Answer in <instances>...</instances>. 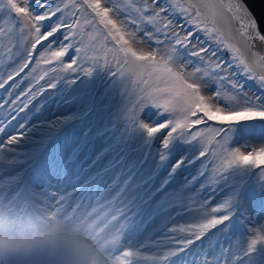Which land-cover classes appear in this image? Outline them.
<instances>
[{"label": "snow or ice", "instance_id": "1", "mask_svg": "<svg viewBox=\"0 0 264 264\" xmlns=\"http://www.w3.org/2000/svg\"><path fill=\"white\" fill-rule=\"evenodd\" d=\"M104 4L107 6L101 0H0V62L20 58L10 71L0 68L7 76L0 77V89L13 82L9 96L0 97V125L6 122L13 128L18 126L19 132L8 143L23 138L20 117L60 79L45 81L47 87L37 83L34 88L29 84L16 94L23 83L34 79L32 73L26 77L22 74L36 59L38 48L42 50L37 66L41 62L47 64L49 59L58 61L74 50L75 58L66 65L73 73H90L91 68H82V64L91 61L101 65L103 53V65L116 61L115 75L122 77L127 73L137 78L138 91L130 100L132 107L126 110L130 123L148 138H160L157 159L167 162L169 175L188 174L183 190L169 191L165 183L155 195L164 197L168 205H183V213L191 212L196 219L179 228L165 226L143 242L133 239L137 244L133 250L131 246L124 247L122 241L133 238L127 232L130 208L134 200L142 202L141 194L123 185L103 190L88 203L115 211L122 222L123 235L113 250L111 264H136L138 260L153 264H239L241 255L252 253L259 242H264V223L256 222L254 210L228 187L227 180L232 170L251 167L264 188V143L237 142L240 122L264 121V97L248 96L239 79L245 76L255 80L260 86L258 92L264 91V33L242 0H229L228 4L223 0H104ZM178 17L183 18L180 26L186 35L175 30ZM209 21L212 27L207 26ZM221 22L228 26L234 43L223 38L218 27ZM185 26L193 30L188 31ZM89 28L91 32L86 31ZM198 32L204 34L205 40H212L217 51L221 46L229 50L231 59L225 61L217 51L201 46L203 41L198 37L193 44L192 38ZM110 42H114L111 47ZM21 43V51H14ZM145 43L154 47L150 51L134 50V45ZM109 53L111 60L107 58ZM232 68L237 70L232 72ZM237 113L247 115L232 120L218 118ZM195 126L202 127L193 130ZM5 132L6 127L0 126V133ZM209 144H214L211 159ZM245 148L249 149L247 153L242 150ZM196 185L197 195L208 193L202 203L189 194ZM38 197L12 196L22 203L36 202ZM47 197L60 203L77 202L66 193L52 192ZM3 198L0 195V200ZM212 201H216L215 207L210 212L203 211ZM194 203H201V208L193 209ZM241 221L252 237L244 249L234 242L225 243L229 230ZM122 247V255H116ZM153 250L155 255L142 256V251Z\"/></svg>", "mask_w": 264, "mask_h": 264}, {"label": "rangeland", "instance_id": "2", "mask_svg": "<svg viewBox=\"0 0 264 264\" xmlns=\"http://www.w3.org/2000/svg\"><path fill=\"white\" fill-rule=\"evenodd\" d=\"M101 4L107 6L104 0H101ZM21 6L24 5L21 3ZM182 22L183 18L178 17L175 30L183 36L187 32L181 28ZM207 26L213 25L208 22ZM100 27L103 28L102 25ZM185 28L193 30L188 26ZM86 31L91 32V29ZM197 37L203 41L201 46L217 51L216 44L210 39L205 40L202 32L192 38L193 44L197 42ZM112 43H109V47ZM22 47L23 43L13 50L19 52ZM133 47L134 50L142 48L150 51L154 45L145 43ZM41 50L38 48L36 59L22 74L26 77L32 73L34 79L23 83L16 94L19 95L29 84L34 88L37 83L47 87L45 81H55L57 77L60 79L20 117L24 125L20 129L23 132L21 140L9 144L12 135H19L18 126L13 128L6 122L0 125L6 127V132L0 133V145H3L0 148V195L4 196L0 200V224L8 229L0 230V235L17 241L30 237L34 232L46 231L47 237L42 244L33 247L19 246L0 251V264H111L113 250L123 235L122 222L115 211L88 201L103 190L117 185L140 193L142 199V202L134 200L130 208L127 232L133 238L122 241L124 247L131 246L136 250L137 244L133 243V239L143 242L149 235L158 234L165 226L179 228L195 223L191 212L183 213V205H168L164 197L155 195L165 183L169 191L183 190L187 187L185 176L188 174L181 172L175 177L169 175L167 162L157 159L160 138H148L128 120L126 110L132 107L130 100L138 91L137 78L127 73L122 77L115 75L116 61L112 60V68L103 65V53H100L101 65H93L91 61L82 64V68H91L90 73H83L82 70L73 73L66 69V65L75 58L74 50L58 61L49 59L47 64L41 62L37 66ZM217 55L225 61L231 59L230 51L223 46ZM107 58L111 60V53ZM19 63L20 58L14 62H0V68L10 71ZM236 70L231 69L232 72ZM0 77L7 79L4 72H0ZM20 79L16 77V81ZM239 79L243 81V91L248 96L259 94L264 97V91L258 92L260 86L255 80L245 76ZM12 83L0 89V97L9 96L13 90ZM10 99H15V96ZM245 115L237 113L218 118L232 120ZM199 127L202 126H195L193 130ZM237 130L240 132L239 143H264V121H242L237 125ZM196 147L200 148L198 142ZM213 147L214 144L208 145L209 159ZM242 150L247 153L249 149ZM37 154L42 155L38 158ZM169 159H172L171 154ZM227 180L228 187L237 191L250 210H254L256 222L264 223V188L256 171L251 167L236 168ZM198 188L199 185H196L189 194L196 196L202 203L208 198V193L197 195ZM52 192L66 193L70 200L81 203H60L59 200L49 199L47 196ZM17 194L25 198L32 194L39 197L36 202L22 203L12 198ZM201 203H194L193 209H200ZM215 205L216 201H212L202 210L210 212ZM37 222L39 230H26V226ZM251 239L241 221L229 230L225 243L234 242L244 249ZM123 250V247L120 248L116 255H122ZM152 255H155L154 250L142 251V256ZM136 264L153 262L138 260ZM239 264H264V242H259L252 253L241 255Z\"/></svg>", "mask_w": 264, "mask_h": 264}, {"label": "water", "instance_id": "3", "mask_svg": "<svg viewBox=\"0 0 264 264\" xmlns=\"http://www.w3.org/2000/svg\"><path fill=\"white\" fill-rule=\"evenodd\" d=\"M223 3L226 4L224 1ZM243 3L247 5L249 10L252 12L253 16L256 18L261 33H264V0H243ZM209 23L211 24L210 21ZM218 27L221 29L224 39L231 43L235 42L229 36V28L227 25L221 22ZM235 27H239L238 23L235 25ZM237 46L239 47L240 45L237 44Z\"/></svg>", "mask_w": 264, "mask_h": 264}, {"label": "clouds", "instance_id": "4", "mask_svg": "<svg viewBox=\"0 0 264 264\" xmlns=\"http://www.w3.org/2000/svg\"><path fill=\"white\" fill-rule=\"evenodd\" d=\"M258 25V23H257ZM259 26V25H258ZM47 237V232H34L30 237L13 241L3 235H0V251L14 249L19 246L33 247L42 244Z\"/></svg>", "mask_w": 264, "mask_h": 264}, {"label": "bare ground", "instance_id": "5", "mask_svg": "<svg viewBox=\"0 0 264 264\" xmlns=\"http://www.w3.org/2000/svg\"><path fill=\"white\" fill-rule=\"evenodd\" d=\"M226 4H228L229 3V0H223ZM242 2H243V0H242ZM245 4V3H244ZM246 5V4H245ZM239 25V24H238Z\"/></svg>", "mask_w": 264, "mask_h": 264}, {"label": "trees", "instance_id": "6", "mask_svg": "<svg viewBox=\"0 0 264 264\" xmlns=\"http://www.w3.org/2000/svg\"><path fill=\"white\" fill-rule=\"evenodd\" d=\"M59 133V132H58ZM58 133H57V135H58ZM199 243V242H198Z\"/></svg>", "mask_w": 264, "mask_h": 264}]
</instances>
